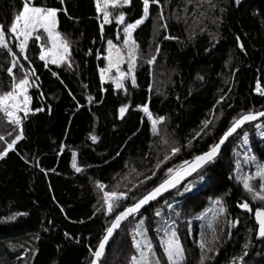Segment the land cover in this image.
<instances>
[{"label":"trees","instance_id":"trees-1","mask_svg":"<svg viewBox=\"0 0 264 264\" xmlns=\"http://www.w3.org/2000/svg\"><path fill=\"white\" fill-rule=\"evenodd\" d=\"M22 3L23 0H0V24L10 27ZM161 3L168 28L153 38L159 9L150 6V18L133 34L144 61L135 72L136 86L127 85L125 93L100 80L107 40L116 43L118 29L115 22L105 25L101 38L102 20L97 19L94 0H64V4L60 0H34L35 6L66 7L67 15L63 10L58 13V30L73 42V66L44 67L38 43L32 41L27 51L31 64L21 58L26 68L36 69L38 86L31 88L29 95L31 107L43 111L24 119L25 138L18 142L16 151L0 160V247L15 259V264H89V248L95 249L107 219L96 211L103 202L97 182L106 185V191L117 184L120 192L132 188L129 196L139 197L159 182L157 177H163L168 167L206 151L232 118L249 111H264V95L256 93L257 83L264 91V0H241L239 5L235 0H213L215 8L207 3L197 7L196 0ZM121 10L127 23L134 22L142 16V0H131V6ZM201 12L205 15L200 16ZM165 35L174 39H164ZM157 44L160 53L150 66L145 61L155 55ZM89 49L92 55L87 54ZM9 59L0 56V86L4 91L10 90L6 72ZM53 71L59 79L52 75ZM222 96L225 99L218 104ZM123 105L130 107L121 118L119 108ZM141 106H148L154 118H166L158 125L160 135L153 134ZM214 116L221 119L216 121ZM205 119L213 120L216 127L209 125L207 135L202 133V138L193 139ZM2 124L0 135L10 141L18 130L9 137L12 126L5 118ZM258 126H264V120L244 127L226 144L208 170L213 183L194 200L177 197L173 191L142 211L149 218L150 238L162 264L167 261L159 251V236L154 231L159 218L154 212H169L165 200L180 212L178 219L174 215L171 219H176L185 249L184 264H201L198 244L202 239L212 240V226L219 239L204 264H241V256L243 264H264V240L257 238L254 221L259 204L251 201L237 175L238 153L245 148L241 144L244 132L249 134V154L264 164V136L260 134L264 128ZM92 135L97 137L95 142ZM163 138L182 145L181 152L163 165L151 181L133 187V183L139 184L145 175H151L150 170H155L158 160L169 151V145L161 143ZM189 140L191 148L187 147ZM4 147L0 141V150ZM74 156L81 172L72 166ZM129 173L132 183L124 179ZM253 185L259 190L258 181ZM217 198H223L227 212L214 222L210 213L217 207L213 203ZM244 199L252 205V214L236 207ZM236 218L240 223L229 236L227 221ZM11 245L20 250L12 252ZM133 255L136 253L130 228L119 231L106 253L107 264H131Z\"/></svg>","mask_w":264,"mask_h":264},{"label":"snow or ice","instance_id":"snow-or-ice-1","mask_svg":"<svg viewBox=\"0 0 264 264\" xmlns=\"http://www.w3.org/2000/svg\"><path fill=\"white\" fill-rule=\"evenodd\" d=\"M170 2V0H165ZM191 2V0H189ZM61 4H64V0H60ZM97 19L102 14V21L99 24L101 38L104 37L105 25L113 23L117 26L116 39L120 40V26L122 27L123 39L122 45L118 46L114 43L113 39L107 40V55L103 57L106 60V66L99 69L100 80L105 81L108 74L115 71V75L111 77L112 83L115 85V89L124 90L127 93L126 81L131 82V86H136L135 70L137 62L140 57L139 45L134 38L133 33L135 30L143 25L150 18V6L155 5L158 9V15L155 18L153 24V34L158 35L161 29L167 30L168 18L164 15V4L161 0H142V16L135 19L134 22L126 23L125 12L120 10L117 15L113 17V12L109 9H123L125 6H131V0H94ZM204 3H207L210 8H215L216 5L213 0H196L197 7H201ZM235 3L239 5L241 0H235ZM63 10L67 15L66 7L63 9H57L48 6H35L34 0H23L22 10L14 16L10 27L0 24V56H7L10 58L7 63L6 72L10 77V90L4 91L0 86V126H3L2 121L6 118L7 124L12 126V131H9L7 135L13 136V133L17 131L14 138L10 142L6 143V147L0 150V160H3L8 156L9 152L16 151V145L19 141L23 140L24 119L35 111H43V109H33L31 107L32 97L29 95L31 88L37 87L36 81L39 77L36 75V69L34 67L26 68L25 64L21 63V58L24 61H28L31 64L30 58L27 55L29 49V42H40L39 60L44 62V67L48 64L61 66L65 65L71 69L73 66L72 60V41L66 35L58 30L59 20L58 13ZM187 11V9H185ZM223 11V9H222ZM200 16H204L205 13L201 12ZM6 33L8 35H6ZM10 36V39L8 38ZM164 39H174L169 35H165ZM239 40V37H237ZM241 51L244 50L243 44L239 45ZM160 53V45L157 44L155 48V55H152L146 62L149 65H153ZM88 55H92L93 51L89 49ZM99 59V55L97 56ZM3 62H0L2 66ZM127 65V71L123 70L122 65ZM20 72L18 77L16 72ZM53 76L58 79V74L52 72ZM199 79H203L199 77ZM63 83V81H60ZM256 91L264 95V91H261L259 83H257ZM42 95V94H41ZM71 95V93H70ZM91 100L92 98L89 97ZM225 98L222 96L217 103H221ZM130 105H123L119 108V114L121 118H124L126 111L129 110ZM142 111L146 114L147 120L151 123V129L154 135H160L158 125L163 124L166 120L165 117L160 116L153 117L148 106H141ZM23 114V115H21ZM214 115V114H213ZM259 118H264V111L248 113H240L237 117L231 119L230 123L225 126L226 130H222V134L214 137V142L208 146L206 151H202L200 154L194 156L192 160H185L180 165L174 167H168L164 172L163 177H157L158 183L146 190L137 197L136 195L129 196L132 192V188H128L126 192L117 191L120 185L117 184L111 191H106V185L97 182V188L103 192L102 204L96 209L97 212H101L106 217V223L102 226L103 234L98 237V243L93 250L89 248L91 253V260L89 264H107L106 259V247L110 245V242H114V237L119 231L125 229L131 230V245L135 250L136 255L131 257V264H162L159 255L155 251V246L149 234V218L144 216L142 209L151 205L152 202L158 201L164 197L166 193L171 194L175 191L177 197H185L186 200H194L198 197L206 188L213 183V177L209 175L208 170L213 165L217 158L221 155L222 147L232 138L235 134H238V130L249 122L257 121ZM216 121L221 119L220 116H214ZM211 125L216 127L213 120L205 119L202 122L200 131L196 132L193 139L202 138L201 134L207 135L206 129ZM264 128V126H258ZM264 136V131L260 133ZM242 143L247 145L249 143V134L244 132ZM93 142L97 140L95 135L91 136ZM6 137L0 135V141H5ZM164 145H169V151L166 152L162 159H159L156 163L155 170H150L151 175H145L144 180H141L139 184H134L133 187H140L151 181L153 177L157 176V172L161 170L163 165H166L173 157L181 152L182 145L176 143H170L168 138H163L161 141ZM187 147H192V140H189ZM120 153L117 152V155ZM247 159L255 161L256 157L251 156ZM73 168L76 172H81L82 169L77 167L75 163V156L73 157ZM239 166V161H237ZM135 172V169L132 170ZM125 175L124 179L128 180V176ZM143 175V173H137V176ZM191 178V179H189ZM256 179L259 181V190L254 189V185L251 181ZM132 183V181H129ZM238 183L241 184L243 190L250 197L252 202H257L258 207L254 211V221L257 225L256 235L258 239L264 240V164H258L256 167L255 176L252 174L240 176ZM131 203H126L128 200ZM98 203H100L98 201ZM165 206L169 210L165 212L157 209L154 212V216L159 219L155 221L154 231L159 236V247L162 249L163 256L166 258L167 264H184L186 261L185 249L179 239V233L177 229L176 219H171L174 215L177 219L180 217V212L176 210L177 206L173 203L165 200ZM215 208L213 214V221L218 222L221 215L226 214L227 208L223 198H217L214 200ZM236 207L242 211L252 214L253 207L249 203L248 199H244L242 202L236 204ZM63 211V209H61ZM83 222V221H81ZM240 223L239 218L234 221H227L229 227L228 235L231 236V229L238 226ZM123 225V228H122ZM212 240H201L198 247L201 251V264L209 259L208 253L214 251L215 242L219 239L216 234L215 226L211 227ZM68 234L65 233V236ZM245 249L248 245L245 244ZM219 254L218 252L216 253ZM244 256H247V252H244ZM241 264H243V256L240 258Z\"/></svg>","mask_w":264,"mask_h":264},{"label":"rangeland","instance_id":"rangeland-1","mask_svg":"<svg viewBox=\"0 0 264 264\" xmlns=\"http://www.w3.org/2000/svg\"><path fill=\"white\" fill-rule=\"evenodd\" d=\"M125 7H127V6H125ZM121 9H116V10H113V9H109V11H111V12H113V17L115 16V15H117L118 14V12L120 11ZM100 17H101V20H102V14H100ZM113 22H115V20L113 19ZM127 23V22H126ZM122 27L123 26H120V36H121V39L120 40H117V42L115 43V44H117L118 46H120V45H122V39H123V32H122ZM160 33V32H159ZM134 34V33H133ZM156 35L153 37L154 39H156ZM38 43V46H39V50H40V42H37ZM106 55H107V50H106ZM105 55V56H106ZM104 57V56H103ZM102 57V58H103ZM104 60V59H103ZM147 60H148V58H147ZM146 60V61H147ZM105 61V64H104V67L106 66V60H104ZM144 61V59L140 56L139 57V59H138V62H137V67H136V70L140 67L139 66V64L141 63V62H143ZM145 61V63H147ZM23 62V61H22ZM48 65H51V64H48ZM154 65V64H153ZM153 65H150V66H153ZM122 68H123V70H125V71H127V65L126 64H124V65H122ZM136 70H135V72H136ZM21 75V73L20 74H18L17 76L19 77ZM115 75V71L113 70V72L112 73H110V74H108L107 76H106V78H105V81L103 82V83H111L114 87H115V85H114V83H112V81H111V77L112 76H114ZM129 84H131V82H130V80L129 81H126V86L127 85H129ZM0 94H2V93H0ZM21 115H23V114H21ZM6 119V118H5ZM158 127V126H157ZM18 130V129H17ZM4 144H5V146H6V143L7 142H10V141H8L7 139L5 140V141H2ZM242 145H245V144H243V143H241ZM250 153V151L249 150H247V147H246V145H245V148L244 149H242L241 151H239V153H238V156H239V158H240V160H239V166H237L238 168H237V175H238V179H239V177L240 176H244V175H248V174H252L253 176H255V172H256V167H257V165L259 164V163H257L256 161H252V160H249V159H247V157H251V155L249 154ZM254 162V163H253ZM249 165H251L252 166V169H249L248 168V166ZM133 170V169H132ZM128 178L130 179V176H128ZM129 180H127V182H128ZM256 181H258V180H256V179H253V181H251L252 182V184L254 183V182H256ZM121 184H123L124 185V182L122 181V182H120ZM258 183H259V181H258ZM120 188V187H119ZM214 214V212L212 211L211 213H210V217L212 216ZM22 247H24V246H22ZM25 248H22L21 250H24ZM10 250L12 251V252H17V251H19L20 250V247H15L14 245H11L10 246ZM159 251H161L162 252V249H159ZM25 252H28L27 251V249H25ZM0 264H15V259H12V258H10L9 257V255H8V253L2 248V247H0ZM25 264H29V261L28 262H26Z\"/></svg>","mask_w":264,"mask_h":264},{"label":"water","instance_id":"water-1","mask_svg":"<svg viewBox=\"0 0 264 264\" xmlns=\"http://www.w3.org/2000/svg\"><path fill=\"white\" fill-rule=\"evenodd\" d=\"M263 120H264V118H259L257 121H254V122H259V121H263ZM254 122H249V123L245 124V125L243 126V128L246 127V126H248V125L251 124V123H254ZM243 128H242V129H243ZM242 129L238 130V132H240ZM235 135H236V134H235ZM235 135H234V136H235ZM234 136H233V137H234ZM233 137H232V138H233ZM232 138H230V140H231ZM230 140H229V141H230ZM229 141H228V142H229ZM228 142H226V144H227ZM226 144L222 147V150L224 149V147L226 146ZM189 179H191V178H189ZM167 195H168V193H166V194L164 195V197L167 196ZM164 197H162V198H164ZM162 198H160L159 200H161ZM159 200H158V201H159ZM156 202H157V201L152 202L151 205H153V204L156 203ZM151 205L146 206V208L150 207ZM146 208H145V209H146ZM145 209H142V211H144ZM122 227H123V225H122ZM115 237H116V236H115ZM115 237H114V238H115ZM111 243H112V242H110V245H111ZM110 245L106 247V253H107V251H108Z\"/></svg>","mask_w":264,"mask_h":264},{"label":"built area","instance_id":"built-area-1","mask_svg":"<svg viewBox=\"0 0 264 264\" xmlns=\"http://www.w3.org/2000/svg\"><path fill=\"white\" fill-rule=\"evenodd\" d=\"M257 94H259L257 91H256Z\"/></svg>","mask_w":264,"mask_h":264}]
</instances>
